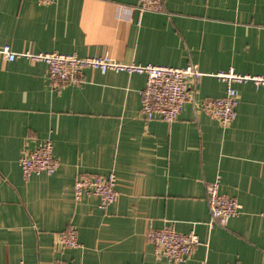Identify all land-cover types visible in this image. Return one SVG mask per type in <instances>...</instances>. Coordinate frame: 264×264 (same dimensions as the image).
<instances>
[{
  "label": "crops",
  "instance_id": "obj_1",
  "mask_svg": "<svg viewBox=\"0 0 264 264\" xmlns=\"http://www.w3.org/2000/svg\"><path fill=\"white\" fill-rule=\"evenodd\" d=\"M0 0V49L108 55L123 63L186 67L203 76L172 123L141 112L146 75L85 69L53 88L44 62L0 53V264H173L147 240L174 225L201 243L185 264H264V86L237 84L228 127L201 108L226 85L215 75H264V0ZM51 139L60 167L25 179L24 152ZM118 179V200L75 199L82 174ZM236 198L240 214L209 227L207 186ZM71 227L80 246L57 236Z\"/></svg>",
  "mask_w": 264,
  "mask_h": 264
},
{
  "label": "built area",
  "instance_id": "obj_2",
  "mask_svg": "<svg viewBox=\"0 0 264 264\" xmlns=\"http://www.w3.org/2000/svg\"><path fill=\"white\" fill-rule=\"evenodd\" d=\"M42 4H51L56 0H38ZM163 0H140L138 11H160ZM0 53L8 60L15 61L26 58L31 62H44L48 67L49 83L53 88L66 83H78L83 78L85 69H93L105 74L110 71L127 72L146 75V86L141 92V112L147 120H162L167 123L176 121L186 103L190 101L191 85L196 83L203 74L196 65L186 67H171L159 65H140L123 63L108 55L80 58L76 54L50 53H17L9 45L0 49ZM215 77L226 85V93L219 98H205L200 106L213 119L224 127L230 126L237 117L239 92L237 84L252 83L255 87L264 86V75L237 73L234 69L221 71ZM22 174L25 179L34 175L52 176L60 167L54 155V144L51 139L42 140L33 150L23 153L19 159ZM118 179L115 174L104 176L80 175L75 183V199L80 201L85 195H95L99 198L102 210L115 203L119 197ZM208 207L211 214L209 227L218 223L226 225L228 221L240 214L239 201L220 192V179L207 186ZM264 216V215H263ZM147 240L152 244L158 257L166 258L173 264H185L201 243L196 233H180L174 225L163 229L148 231ZM58 242L66 248L80 246L78 231L71 227L57 236ZM20 264H26L21 262ZM54 264H70L56 261ZM202 264H210L204 261Z\"/></svg>",
  "mask_w": 264,
  "mask_h": 264
}]
</instances>
